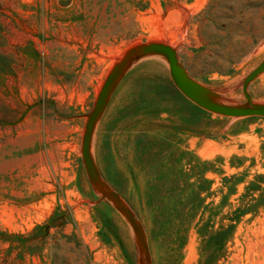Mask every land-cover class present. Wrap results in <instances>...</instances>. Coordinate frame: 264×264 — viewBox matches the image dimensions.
I'll list each match as a JSON object with an SVG mask.
<instances>
[{
    "label": "rangeland",
    "instance_id": "1",
    "mask_svg": "<svg viewBox=\"0 0 264 264\" xmlns=\"http://www.w3.org/2000/svg\"><path fill=\"white\" fill-rule=\"evenodd\" d=\"M153 41L243 105L264 60V0H0V264H139L82 140L114 65ZM248 94L264 103V73ZM91 151L142 224L150 264H264V117L200 108L152 55L120 80Z\"/></svg>",
    "mask_w": 264,
    "mask_h": 264
},
{
    "label": "water",
    "instance_id": "2",
    "mask_svg": "<svg viewBox=\"0 0 264 264\" xmlns=\"http://www.w3.org/2000/svg\"><path fill=\"white\" fill-rule=\"evenodd\" d=\"M152 55L163 57L167 61L175 86L200 108L231 118L264 117V103L252 102L248 94L250 84L264 73V60L245 78L243 93L247 102L238 106L220 102L219 96L214 91L194 80L180 62L177 51L166 43L153 41L136 45L130 48L114 65L99 92L93 110L87 116L82 140V157L91 184L102 196V199L110 201L131 226L138 247L139 264H150V251L144 228L122 197L102 179L93 159L91 148L96 125L104 114L110 97L120 80L135 61Z\"/></svg>",
    "mask_w": 264,
    "mask_h": 264
}]
</instances>
